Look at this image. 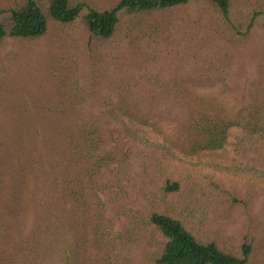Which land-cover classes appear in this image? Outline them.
I'll return each instance as SVG.
<instances>
[{"label": "rangeland", "instance_id": "374dc122", "mask_svg": "<svg viewBox=\"0 0 264 264\" xmlns=\"http://www.w3.org/2000/svg\"><path fill=\"white\" fill-rule=\"evenodd\" d=\"M16 1L0 0V9ZM76 1L105 10L119 0ZM255 14L258 23L251 31L248 26ZM227 55L231 56V81L218 70L228 66ZM259 72H264V0H231V28L207 2L191 0L140 23L124 16L108 41L92 39L79 20L68 26L53 24L38 40L1 42V264H65L55 254L38 261L36 251L41 255L47 248L34 246L30 255L29 238L49 200L57 223L49 244L63 245L68 236L61 225L58 194L50 189L55 182L49 181L61 160L74 156L62 144L65 130L69 120L80 124L113 111L125 123L109 121L111 130L104 139L116 158L129 156L134 161L132 181L100 193L101 217L92 211L86 232L87 264H155L157 250L166 240L144 223L152 211L179 219L197 238L215 241L227 250L240 251L244 243L251 244L252 259L264 264V182L237 175L246 166L264 170V141L251 144L248 133L238 127L221 150L194 152L182 143L173 145L175 133L161 111H150L136 96L126 102L124 97L131 91L126 86L116 90L131 76L166 74L169 87L174 80L193 75L190 83H183L188 89L218 92L226 84H245L243 79ZM76 92L85 111L78 116L64 114ZM215 102L217 117L231 119V92L217 96ZM133 103L142 104L146 123L131 125L120 112L122 105ZM243 115L239 113V119ZM123 126H129L130 132ZM240 143L245 153H239ZM168 174L179 181L180 191L162 199L161 176ZM97 180L100 185L108 183L103 171ZM128 237L132 243H127Z\"/></svg>", "mask_w": 264, "mask_h": 264}, {"label": "trees", "instance_id": "16d2710c", "mask_svg": "<svg viewBox=\"0 0 264 264\" xmlns=\"http://www.w3.org/2000/svg\"><path fill=\"white\" fill-rule=\"evenodd\" d=\"M204 1L213 8L224 24L228 23L231 28V0ZM190 2L191 0H119L113 8L98 10L89 8L86 2L76 0H17L14 6L0 9V43L12 38L38 40L46 36L53 24L68 26L79 20L92 39L108 41L115 36L124 16L136 18L140 23L146 18L186 6ZM258 16L255 14L252 17L249 30L252 31L258 23ZM226 58L228 66H218V70L225 75L227 81H231V56L227 55ZM242 77L240 74V79ZM192 79L193 75H189L186 80L181 79L180 82L174 80L173 85L169 87L166 74L154 78L147 75H140L138 78L131 76L129 80H123L116 90L121 92V88L126 86L131 90L124 97L126 102L132 96H136L143 99L150 111H161L175 133L176 140L173 145L179 142L178 144L191 147L194 152L221 150L227 145L231 131L238 127H242L248 133L249 139L253 140L251 144L254 141H264V72L246 77L243 79L245 84L241 82L235 83L234 86L226 84L225 88L218 92L192 91L183 84L184 81L190 83ZM229 92L232 105L231 119H222L216 115L219 112L214 107L215 98ZM71 97L74 99L72 106L68 108V113L66 111L63 113L78 116L85 111V103L77 92ZM119 110L128 117L131 125L134 122L139 124L147 122V116L144 117L142 114V104H124ZM243 112L245 115L239 119L238 114ZM233 114H237L236 119ZM98 115L80 124L77 120L68 122L70 124L65 130L66 135L62 144L65 151L74 152V156H65L61 160L59 171L55 172L49 181L55 182L54 189H50L58 194V204L62 209L61 225L68 237L65 238L63 245L49 244V236L56 232L57 223L56 217L50 212L52 202L48 200L46 211L43 212V217L28 243V246H31L30 255L34 246L47 248L41 255L36 248L38 261H44L50 254H55L65 264H87L86 232L92 211L97 217H101L104 203L99 197L100 193L105 194L106 189L120 187L124 181H132L134 161L129 156L116 158L104 139V134L111 130L109 121L124 125L122 115L117 116L114 111L110 116ZM124 128L130 132L129 126ZM242 146L240 143L239 153H245ZM138 148L139 146H134V151L140 152ZM101 171L108 182L105 185L97 182ZM240 173L264 182V170L246 166L239 170L237 175ZM161 182H164L159 188L164 194L162 199L180 191L179 181H174L169 174L162 175ZM49 197L52 198L53 195ZM144 221L146 226H153L159 230L166 240L157 250L155 264H258L252 259L251 244L244 243L240 251L227 250L215 241L197 238L182 221L158 211H152ZM136 227L139 228L138 223L134 226L135 231L138 230ZM98 229H101V224L97 226ZM131 240L132 238L128 237L127 243H132ZM58 246L66 248L59 249ZM1 262L0 257V264ZM9 263L10 261L7 264Z\"/></svg>", "mask_w": 264, "mask_h": 264}]
</instances>
